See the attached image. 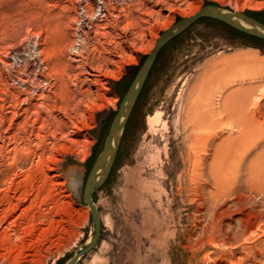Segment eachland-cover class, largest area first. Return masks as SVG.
Instances as JSON below:
<instances>
[{
	"label": "rangeland",
	"instance_id": "374dc122",
	"mask_svg": "<svg viewBox=\"0 0 264 264\" xmlns=\"http://www.w3.org/2000/svg\"><path fill=\"white\" fill-rule=\"evenodd\" d=\"M103 1L107 19L94 21L85 36L77 30V13L81 6L91 13L98 0H0V131L5 138L24 129L27 133L26 144L17 150L5 138L0 148L1 208L9 197L22 200L9 213L12 239H0V264H63L88 241L90 211L82 201L86 176L121 98L163 30L205 5L244 12L264 24V0ZM78 46L79 57L74 52ZM32 66L47 67L50 98L17 106L14 119L16 93L8 84ZM87 67H99L92 73L100 82L92 85L85 101L80 93L88 89L83 82ZM219 67L232 70L218 75ZM231 90H236L235 101L243 98L248 104L230 116L215 114L221 121L214 141L236 137L233 124L239 119H258L262 131L235 152L223 146L221 156L242 170L260 167L264 172V41L202 18L160 50L109 176L92 196L99 240L75 264H217L211 255L224 252V246L209 239L199 246L187 240L195 224L206 222L208 205L196 204L197 181L191 177L195 156L184 137L191 126L188 107L195 103L192 116H198L211 99L217 109ZM8 187L9 196H4ZM230 196L220 201L242 199L238 193ZM20 208L24 212L18 216ZM260 232L252 233L251 246L264 239Z\"/></svg>",
	"mask_w": 264,
	"mask_h": 264
},
{
	"label": "bare ground",
	"instance_id": "6f19581e",
	"mask_svg": "<svg viewBox=\"0 0 264 264\" xmlns=\"http://www.w3.org/2000/svg\"><path fill=\"white\" fill-rule=\"evenodd\" d=\"M110 7L115 8L114 5L113 6L111 5ZM196 8L197 7L192 8L188 13H186L185 17L194 14L197 11ZM88 12L89 11H86L83 6V7H80L77 13L79 16V19L77 21L78 22L77 30L82 31L85 36L89 32V30L92 28L94 21L97 22V21L107 19L106 14L108 13V10H107L105 1L98 0V2L96 3L95 10H93L91 13L90 12L88 13ZM109 17L111 16L109 15ZM153 46L154 44L151 43L149 48L152 49ZM74 52L76 53L75 55L79 57L82 55L81 54L82 48L78 46ZM13 63L15 62L13 61ZM33 66L25 67L22 73H20L22 76L26 78L21 77V75L16 72L20 76L19 75L14 76V78L12 79L13 81L12 84H8V87L11 88L16 93V97H15L16 104H15V107H13L14 104L12 106L15 111H12L13 116H11V117H14V119L15 117L18 116L17 111H16L17 106L20 108L21 106H30L35 101L41 104V102L44 101L48 97L46 93L50 90L52 86L50 84L51 77L47 71V67H44V66L43 67H33ZM95 68L97 69L99 67H87L83 71V75H84L83 82L86 83L87 85L86 87H88V89H86L84 93L81 91L82 93L80 94L85 96V101H86V98L90 95L89 93L91 91L90 88L92 87V85H96L100 82V79L98 77H95L96 75L92 73V71ZM231 70H232L231 67H219L217 70V73L218 75L227 74V73H230ZM9 74L11 75V73ZM235 93H236V90L229 91V93L223 100L222 104L219 107H217V109L213 107L214 103L211 101V99H206L203 105L205 111L200 113L198 116H195L194 114H193L194 116H192V108L194 107L193 105L195 103H192L188 107L189 114L187 118L190 115V118L188 119H190L191 121V124H190L191 126L189 127V132L185 135L184 138L188 141V143L191 144L192 149L194 151L193 156H195L193 160V164H192L193 167L191 166L192 167L191 177L193 180L197 181V185H195V191L198 193L197 195H199V202H198V199H196L198 197L196 194L195 196L197 197H195V199L197 200L196 204L205 205L207 203L208 212H207V217L205 216L207 218L206 222L201 223V224L200 223L195 224L193 227V231H192L193 233L189 234V237L187 240L189 241V244L199 246L198 245L199 242H204L206 239H209L211 242H213L214 246H218V247L224 246L226 249L224 250V252L212 253L211 260L215 261L217 259L218 261L214 263H217V264H247V262L251 261L253 264H256V263L258 264L259 261H262V262L264 261V239H260L256 242L258 238L257 239L255 238V241H254L256 242L255 245L253 244V246H251L250 244L252 243L251 241L254 240L252 239L253 237H251L252 233L254 234L255 231H258V232L262 231L260 232L262 234L264 232V172L262 171L260 167L257 169H252L251 167H244L243 170L240 169L239 164H236L233 161L228 162V160H224L222 158L221 149L223 146H225L226 149H228L229 151L235 152L236 149L239 148L240 146L246 145L247 142H249L255 134L259 133L258 132L259 130H261L260 129L261 122L252 116H246L245 118H241L235 124H233V126H235L237 129L236 137H231L227 135L226 137L221 139L219 142L214 141L217 135V128H218L219 122L221 121L220 118L218 119L215 118V114L217 112H220V113L224 112L225 114L230 116L233 114L234 109L242 110L248 104V100L243 99V98L235 101L236 99V98L234 99ZM77 94H79L78 91H77ZM76 108H78V106ZM185 123H188L187 119H185ZM12 124L13 122H10L8 126L11 127ZM7 128L6 130H4L6 134L9 133V131H7ZM18 133H20V131ZM4 138H5L4 134L2 136V133L0 131V142H2L0 143V148L2 147V145H4L3 144ZM26 138H27V133L24 129L22 131V134L20 135L14 134V136L7 135L5 139L8 140V143L12 142L13 149L17 150V147H18L17 145L21 143L26 144L25 143ZM53 144L55 145V142H53ZM20 149H23V148H20ZM40 158H42V156ZM52 160L54 159L52 158ZM52 160H49V161H52ZM207 186L209 187L208 189L206 188ZM8 190H9V187L8 189L2 190L4 196H9ZM237 193L241 194L242 196V199L239 202H234L232 204L233 200H231L232 202L226 199L223 201H220L221 198H225L226 196L228 198V197H231L230 195L237 194ZM20 199L21 198L18 197L15 199V201H13V197H9V201L7 202V205L5 206L6 208H1L2 205L0 204V237H1L0 239L2 240V242H5L6 240L9 241L10 239H12L10 232L13 231L12 225L14 223L12 222V220L10 221L9 213L15 211L18 208L20 202L22 201ZM232 207L235 209H233ZM239 207H242V209ZM24 209L20 208L19 210L20 212L18 216L22 215V212H24ZM236 210H237L236 212L237 214H235V216H232L231 213L235 212ZM200 211L201 210H199V212ZM24 214L26 213H23V215ZM203 220H205V218ZM21 236L22 235H20V237ZM3 239L5 241H3ZM7 241L5 243H7Z\"/></svg>",
	"mask_w": 264,
	"mask_h": 264
},
{
	"label": "water",
	"instance_id": "95a60500",
	"mask_svg": "<svg viewBox=\"0 0 264 264\" xmlns=\"http://www.w3.org/2000/svg\"><path fill=\"white\" fill-rule=\"evenodd\" d=\"M202 18L219 21L239 33L264 41L263 23L244 12L231 11L214 5H205L194 14L178 19L159 34L153 48L142 61L121 98L108 126L101 149L86 176L82 190V201L90 211L91 235L88 241L79 246L73 256L63 264H75L80 257L90 252L99 240L100 219L92 196L109 176L118 152L122 133L158 53L171 39L184 32L190 25Z\"/></svg>",
	"mask_w": 264,
	"mask_h": 264
},
{
	"label": "built area",
	"instance_id": "2783aa9c",
	"mask_svg": "<svg viewBox=\"0 0 264 264\" xmlns=\"http://www.w3.org/2000/svg\"><path fill=\"white\" fill-rule=\"evenodd\" d=\"M119 1L122 2L123 0H116V2H119ZM81 7H83V6H81ZM120 7H122V6H120ZM85 10H86V9H85Z\"/></svg>",
	"mask_w": 264,
	"mask_h": 264
}]
</instances>
